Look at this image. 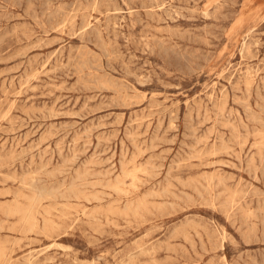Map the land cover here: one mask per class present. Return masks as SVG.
<instances>
[{
	"label": "rangeland",
	"instance_id": "374dc122",
	"mask_svg": "<svg viewBox=\"0 0 264 264\" xmlns=\"http://www.w3.org/2000/svg\"><path fill=\"white\" fill-rule=\"evenodd\" d=\"M0 264H264V0H0Z\"/></svg>",
	"mask_w": 264,
	"mask_h": 264
},
{
	"label": "bare ground",
	"instance_id": "6f19581e",
	"mask_svg": "<svg viewBox=\"0 0 264 264\" xmlns=\"http://www.w3.org/2000/svg\"><path fill=\"white\" fill-rule=\"evenodd\" d=\"M35 189V188H34ZM36 191V190H35Z\"/></svg>",
	"mask_w": 264,
	"mask_h": 264
}]
</instances>
